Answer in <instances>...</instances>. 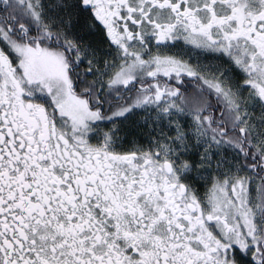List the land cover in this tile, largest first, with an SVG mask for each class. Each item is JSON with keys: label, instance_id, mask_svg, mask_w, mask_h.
I'll return each mask as SVG.
<instances>
[{"label": "snow or ice", "instance_id": "6c2138e0", "mask_svg": "<svg viewBox=\"0 0 264 264\" xmlns=\"http://www.w3.org/2000/svg\"><path fill=\"white\" fill-rule=\"evenodd\" d=\"M0 264H264V0H0Z\"/></svg>", "mask_w": 264, "mask_h": 264}]
</instances>
